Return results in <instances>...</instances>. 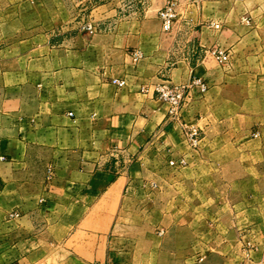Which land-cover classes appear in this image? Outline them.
<instances>
[{"label": "crops", "instance_id": "0c3cea01", "mask_svg": "<svg viewBox=\"0 0 264 264\" xmlns=\"http://www.w3.org/2000/svg\"><path fill=\"white\" fill-rule=\"evenodd\" d=\"M0 29V264H264V0H0ZM196 78L170 116L155 86Z\"/></svg>", "mask_w": 264, "mask_h": 264}, {"label": "built area", "instance_id": "2783aa9c", "mask_svg": "<svg viewBox=\"0 0 264 264\" xmlns=\"http://www.w3.org/2000/svg\"><path fill=\"white\" fill-rule=\"evenodd\" d=\"M176 16L177 13L174 3L165 5L159 11L158 18L161 22L163 32L168 33L173 29ZM210 53L219 64H225L228 61V55L220 50H212ZM135 58H140V55L138 53L135 54ZM112 83L119 88L125 86V81L113 80ZM193 88H197L200 93H205L207 90L204 82L196 78L192 80L190 85H172L168 81H163L155 86L154 93L159 101L169 105V115L176 117L181 106L189 96V92ZM184 130L190 144L196 145L198 143V130L193 127H185ZM170 165H174V162L171 161Z\"/></svg>", "mask_w": 264, "mask_h": 264}, {"label": "rangeland", "instance_id": "374dc122", "mask_svg": "<svg viewBox=\"0 0 264 264\" xmlns=\"http://www.w3.org/2000/svg\"><path fill=\"white\" fill-rule=\"evenodd\" d=\"M159 19V18H158ZM0 35H2L3 36V29H0ZM248 260L250 261V262H253V264H256V262H255V253H248ZM262 262H260V263H257V264H261ZM249 264H251V263H249Z\"/></svg>", "mask_w": 264, "mask_h": 264}]
</instances>
